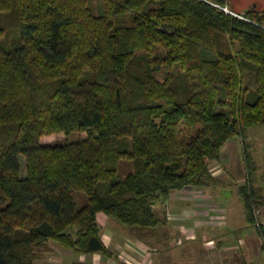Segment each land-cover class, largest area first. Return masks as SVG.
<instances>
[{
  "label": "trees",
  "instance_id": "obj_1",
  "mask_svg": "<svg viewBox=\"0 0 264 264\" xmlns=\"http://www.w3.org/2000/svg\"><path fill=\"white\" fill-rule=\"evenodd\" d=\"M99 1L100 15L91 0H0V264H37L48 241L107 254L97 213L159 226L156 202L213 184L222 146L264 125V11ZM239 195L252 218L261 200Z\"/></svg>",
  "mask_w": 264,
  "mask_h": 264
},
{
  "label": "crops",
  "instance_id": "obj_2",
  "mask_svg": "<svg viewBox=\"0 0 264 264\" xmlns=\"http://www.w3.org/2000/svg\"><path fill=\"white\" fill-rule=\"evenodd\" d=\"M226 7L237 14L264 11V0H227ZM261 145L264 146V125L247 128L242 137L230 138L222 146L219 158L208 164L214 183L172 190L156 202L153 210L161 223L155 228L132 229L97 213L99 237L107 254L76 253L48 241L47 251L38 252L35 262L264 264V209L261 213L253 210L251 218L239 195V187L246 184L255 192L264 191L259 186L264 178L254 177L264 168Z\"/></svg>",
  "mask_w": 264,
  "mask_h": 264
},
{
  "label": "rangeland",
  "instance_id": "obj_3",
  "mask_svg": "<svg viewBox=\"0 0 264 264\" xmlns=\"http://www.w3.org/2000/svg\"><path fill=\"white\" fill-rule=\"evenodd\" d=\"M91 6H92V8H93V10H94V12L96 13V14H101L102 13V2L101 1H99V0H91ZM218 8H220L221 10H223V8H225V9H227V7H226V5H224V6H219V5H216ZM224 11V10H223ZM227 11H229L230 13H228V12H225V13H227V14H230V15H232V13L233 14H235L236 16H239V17H243V18H245L243 15H244V13L243 14H237V13H235V12H233V11H230V10H228L227 9ZM250 11H252V10H250ZM246 13V12H245ZM235 16V17H236ZM239 17H237V18H239ZM241 19V18H240ZM263 26V25H262ZM244 84L247 86H250L249 85V81L250 80H248V72L247 73H245L244 74ZM159 79H162V74H159L158 76H157ZM243 84V85H244ZM256 129H258V128H256ZM79 137V133L78 132H73V133H71L70 134V136H69V140L70 141H74V140H76L77 138ZM63 140H64V136L62 135V134H56V135H52V136H49V137H46V138H43L42 140H41V142L43 143V144H49V145H54V144H61L62 142H63ZM257 148H258V151L260 150V148L258 147V146H256ZM261 147L262 148H264V146H262L261 145ZM262 160H264V157H263V159ZM19 163H20V175L21 176H24L25 175V165H24V158L22 157V156H20L19 157ZM132 170V166H131V163H129V162H124V161H120L119 162V173L121 174V175H124V174H126V173H128L129 171H131ZM254 177L256 178V179H258V180H260L261 178L263 179L264 178V168H262V169H260V171L258 172V173H256V175H254ZM264 180V179H263ZM259 186H261V187H263L264 188V181H261L260 180V182H259ZM262 184V185H261ZM220 189H221V187H220ZM256 190H254L253 189V201H255L256 200V198H258V200L260 199L261 200V203L260 204H258V205H254L253 206V210H256V212L258 213H261V211H262V209H264L263 208V204L264 203H262V199H264V195H263V193H264V191H261V189H260V191L262 192V193H260V191L258 190L257 192H255ZM227 195V194H226ZM255 199V200H254ZM74 200H75V202H76V205L78 206V207H80L81 205H83V204H85L86 203V201H87V199H86V196H85V194L83 193V192H80V191H76V192H74ZM253 217H254V214H253ZM38 253V252H37Z\"/></svg>",
  "mask_w": 264,
  "mask_h": 264
},
{
  "label": "built area",
  "instance_id": "obj_4",
  "mask_svg": "<svg viewBox=\"0 0 264 264\" xmlns=\"http://www.w3.org/2000/svg\"><path fill=\"white\" fill-rule=\"evenodd\" d=\"M223 10L225 11V12H228V13H230L229 11H227V9H225V8H223ZM232 15L233 16H236L235 14H233L232 13ZM236 17H239V16H236ZM239 18H241V19H244L245 20V18H243V17H239ZM261 28H262V30L264 31V26H261Z\"/></svg>",
  "mask_w": 264,
  "mask_h": 264
}]
</instances>
